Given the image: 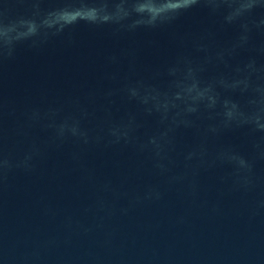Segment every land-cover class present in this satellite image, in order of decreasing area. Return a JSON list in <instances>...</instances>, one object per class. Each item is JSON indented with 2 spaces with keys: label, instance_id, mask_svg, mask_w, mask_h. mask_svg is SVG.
<instances>
[{
  "label": "water",
  "instance_id": "95a60500",
  "mask_svg": "<svg viewBox=\"0 0 264 264\" xmlns=\"http://www.w3.org/2000/svg\"><path fill=\"white\" fill-rule=\"evenodd\" d=\"M0 264H264V0H0Z\"/></svg>",
  "mask_w": 264,
  "mask_h": 264
}]
</instances>
